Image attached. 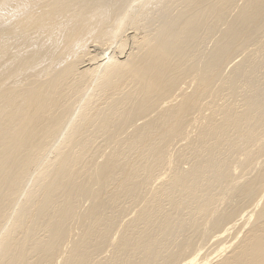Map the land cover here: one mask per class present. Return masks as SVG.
<instances>
[{
	"label": "bare ground",
	"instance_id": "1",
	"mask_svg": "<svg viewBox=\"0 0 264 264\" xmlns=\"http://www.w3.org/2000/svg\"><path fill=\"white\" fill-rule=\"evenodd\" d=\"M0 264H264V0H0Z\"/></svg>",
	"mask_w": 264,
	"mask_h": 264
},
{
	"label": "rangeland",
	"instance_id": "2",
	"mask_svg": "<svg viewBox=\"0 0 264 264\" xmlns=\"http://www.w3.org/2000/svg\"><path fill=\"white\" fill-rule=\"evenodd\" d=\"M128 35L130 34L129 32L127 33ZM115 47V46H114Z\"/></svg>",
	"mask_w": 264,
	"mask_h": 264
}]
</instances>
